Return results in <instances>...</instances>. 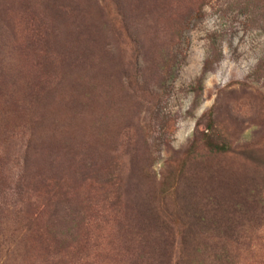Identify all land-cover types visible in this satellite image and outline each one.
<instances>
[{
	"label": "rangeland",
	"instance_id": "obj_1",
	"mask_svg": "<svg viewBox=\"0 0 264 264\" xmlns=\"http://www.w3.org/2000/svg\"><path fill=\"white\" fill-rule=\"evenodd\" d=\"M263 22L0 0V264H264Z\"/></svg>",
	"mask_w": 264,
	"mask_h": 264
},
{
	"label": "trees",
	"instance_id": "obj_2",
	"mask_svg": "<svg viewBox=\"0 0 264 264\" xmlns=\"http://www.w3.org/2000/svg\"><path fill=\"white\" fill-rule=\"evenodd\" d=\"M264 23V22H263ZM213 147H214V149H216V150H218V151H221L222 150V148L221 147H219V146H216V145H212ZM211 146V147H212Z\"/></svg>",
	"mask_w": 264,
	"mask_h": 264
}]
</instances>
